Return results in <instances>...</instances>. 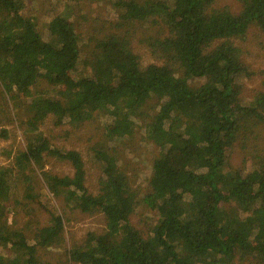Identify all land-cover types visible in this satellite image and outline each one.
Segmentation results:
<instances>
[{"label":"trees","instance_id":"obj_1","mask_svg":"<svg viewBox=\"0 0 264 264\" xmlns=\"http://www.w3.org/2000/svg\"><path fill=\"white\" fill-rule=\"evenodd\" d=\"M108 1L119 13L114 29L83 41L68 9L44 37L23 13V0H0L1 94L15 110L0 103V136L9 137L4 125L15 118L25 140L4 153L10 163L0 167V264H41L39 249L61 240L60 213L45 224L32 217L34 200L47 205L36 168L48 194L73 211L106 218L105 233L91 231L68 250L73 262L226 264L240 254L264 264V151L253 137L264 132V91L247 100L234 94L245 72L234 39L251 24L264 31V0H241L240 14L213 9L214 0ZM136 39L152 62L142 63ZM42 81L54 95H34ZM95 114L113 138L128 139L141 126L159 146L147 193L138 195L103 142L89 145L101 168L99 189L90 191L82 152L52 144L42 129L50 115L56 126L79 128ZM235 140L254 154L251 169L231 163ZM48 158L70 163L73 173H52ZM140 203L159 217L147 236L131 220ZM14 208L31 219L11 223Z\"/></svg>","mask_w":264,"mask_h":264},{"label":"rangeland","instance_id":"obj_2","mask_svg":"<svg viewBox=\"0 0 264 264\" xmlns=\"http://www.w3.org/2000/svg\"><path fill=\"white\" fill-rule=\"evenodd\" d=\"M23 13L31 16L38 30L44 37L50 34V24L55 16L62 14L68 9L69 23L74 25L76 32L79 33L83 41L94 36H102L110 33L114 29L115 22L118 20V9L111 1L108 0H23ZM155 1V0H151ZM211 7L213 9L228 8L232 13L240 14L243 9L241 0H214ZM141 24V23H139ZM53 29V27H51ZM234 43L241 48V61L245 68L244 75L237 82L234 94L239 95V99H250L254 94L264 91V31L256 24H251L246 34L234 39ZM134 50L141 55L142 63L152 62V56L149 51L143 47L139 40L133 42ZM88 48L83 47L82 52L88 54ZM55 87L42 81L33 87L35 96L54 95ZM3 87L0 83V103L4 111L14 113L13 102L1 94ZM156 100V98H155ZM30 98H25L23 107L27 108ZM15 111V110H14ZM14 115V114H13ZM14 123L4 125L9 129V137L0 136V167H5L10 162L7 160L6 151L18 150L25 145L24 135L18 127L14 118ZM7 121V120H5ZM42 129L51 139V143L62 148L80 150L84 156L87 170L86 185L89 190L96 193L99 189V178L101 168L94 158L93 152L89 145L101 143L106 146L110 152H114L121 164V167L128 173L132 186L138 195L145 194L149 191V180L153 175L154 157L157 155L159 146L148 141L138 126V131L130 138L116 139L109 135L107 122L103 117H94L87 120L79 128H73L70 124L56 126L52 122V115L47 119ZM261 131V130H259ZM257 134L258 143L264 151V132ZM260 148V146H259ZM233 166L237 168L251 169L256 159L254 154H248L240 142L235 140L233 152L230 157ZM46 169L58 175L72 174L73 168L70 163L59 161L54 158H48ZM35 184L38 185V192L43 193V200L47 205H42L38 200L32 203L36 207L32 217L39 219L41 222L49 223L51 213H60L63 216V231L61 240L54 246L40 248L37 261L41 264H79L73 262L68 255V250L84 242L87 234L91 231L96 233L106 232V218L103 213L87 214L79 210L69 209L59 197L48 194L47 185L44 182L41 170L36 168L34 173ZM157 210L151 209L145 203H140L136 211L132 214V223L141 229L147 236L151 233L152 228L158 222L159 217ZM17 220L18 225L22 226L31 216L25 210L15 209L10 212L9 220L12 223ZM1 250V249H0ZM225 264V262H224ZM226 264H255L252 260L236 254L234 259Z\"/></svg>","mask_w":264,"mask_h":264}]
</instances>
